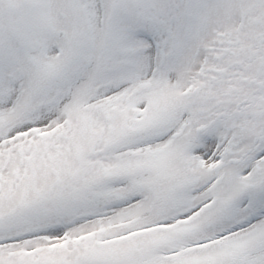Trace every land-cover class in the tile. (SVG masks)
Returning <instances> with one entry per match:
<instances>
[{"label": "snow or ice", "instance_id": "obj_1", "mask_svg": "<svg viewBox=\"0 0 264 264\" xmlns=\"http://www.w3.org/2000/svg\"><path fill=\"white\" fill-rule=\"evenodd\" d=\"M0 264H264V0H0Z\"/></svg>", "mask_w": 264, "mask_h": 264}]
</instances>
